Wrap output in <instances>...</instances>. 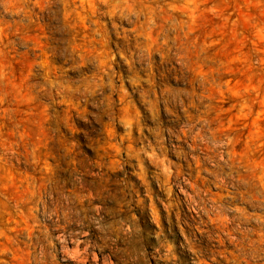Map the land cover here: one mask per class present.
<instances>
[{"label":"rangeland","instance_id":"rangeland-1","mask_svg":"<svg viewBox=\"0 0 264 264\" xmlns=\"http://www.w3.org/2000/svg\"><path fill=\"white\" fill-rule=\"evenodd\" d=\"M0 264H264V0H0Z\"/></svg>","mask_w":264,"mask_h":264},{"label":"bare ground","instance_id":"bare-ground-1","mask_svg":"<svg viewBox=\"0 0 264 264\" xmlns=\"http://www.w3.org/2000/svg\"><path fill=\"white\" fill-rule=\"evenodd\" d=\"M193 139H194V142H197L198 140H203L206 142L208 148L210 149V152H215L216 151V147L212 144H210L208 138H207V135L204 131V128H199L193 135ZM179 172L178 171H175L173 172L171 175H169V178H179ZM181 191L183 193H186L188 195H190L187 191H185L183 189V186H181ZM220 194H215L214 195V198H213V201H214V206L216 208V210L218 212H221L223 209H224V206L222 205V203H220V200H219V197Z\"/></svg>","mask_w":264,"mask_h":264}]
</instances>
